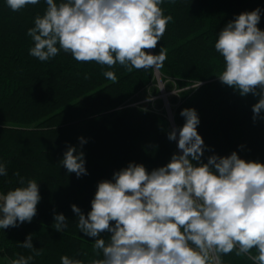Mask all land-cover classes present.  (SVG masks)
Returning a JSON list of instances; mask_svg holds the SVG:
<instances>
[{"label":"trees","instance_id":"trees-1","mask_svg":"<svg viewBox=\"0 0 264 264\" xmlns=\"http://www.w3.org/2000/svg\"><path fill=\"white\" fill-rule=\"evenodd\" d=\"M160 7L173 20L157 47L146 51L166 50L157 71L168 90L176 91L169 97L172 121L159 100L142 102L156 70L78 62L63 50L40 61L29 54L34 42L27 31L46 11L45 0L15 12L0 0V163L7 169L0 176V193L19 187L24 177L36 180L41 196L31 222L0 229V254L7 263L21 255L33 256L30 264H61L62 256L83 264L102 259V253L93 251L95 238L77 227L71 206L87 217L99 182L112 180L130 163L142 164L150 173L181 154L178 130L185 123L180 115L185 108H194L199 116L197 131L206 146L200 162L236 152L245 161L264 164V112L254 121L252 111L259 97L241 96L221 83L216 75L224 61L215 50L220 31L243 12L259 8L257 27L264 31V0H164ZM106 71H113L117 81L108 80ZM196 80L202 82L199 88L183 91ZM173 129L177 140L168 139ZM69 146L84 153L86 175L78 178L61 164ZM56 214L66 217L62 232L53 227ZM29 234L34 248L43 249L41 255L18 246ZM111 235L104 232L100 238L107 241ZM222 261L253 264L235 252Z\"/></svg>","mask_w":264,"mask_h":264},{"label":"clouds","instance_id":"clouds-1","mask_svg":"<svg viewBox=\"0 0 264 264\" xmlns=\"http://www.w3.org/2000/svg\"><path fill=\"white\" fill-rule=\"evenodd\" d=\"M39 2L6 0L14 12ZM45 2L46 11L27 31L34 42L29 54L40 61L63 50L78 62L94 61L108 68L117 63L128 71L163 67L165 48L155 55L146 50L157 47L173 20L160 7L164 0ZM259 22V8L243 12L227 23L215 42L224 61L223 71L216 75L221 83L241 96L259 97L252 106L254 121L264 112V31L257 27ZM103 74L117 81L113 71ZM201 83L196 80L183 91ZM180 115L185 119L178 130L181 154H173L165 166L150 173L144 165L130 163L112 180L99 182L87 217L71 206L78 215L77 227L95 238L93 251L103 255L91 264H223L222 256L232 252L264 264V164L245 161L236 152L200 162L206 146L197 131L199 116L194 108H185ZM168 139L177 140L176 129ZM80 142L86 141L80 138ZM61 164L78 178L87 174L84 153L74 146L68 147ZM6 175V166L0 163V176ZM18 183L19 187L0 193V229L31 222L37 214L38 183L24 177ZM54 221L56 231L67 227L63 214H56ZM104 232L112 234L107 241L100 238ZM18 246L36 256L43 252L34 248L31 234ZM32 260L33 256L21 255L11 264ZM61 264L83 261L62 256Z\"/></svg>","mask_w":264,"mask_h":264},{"label":"rangeland","instance_id":"rangeland-1","mask_svg":"<svg viewBox=\"0 0 264 264\" xmlns=\"http://www.w3.org/2000/svg\"><path fill=\"white\" fill-rule=\"evenodd\" d=\"M166 84H167L166 81H163L161 77H159V79L156 77L153 84L149 87L148 94L146 93V97L145 99H143L142 102L149 101L155 104V102L159 100L162 106L165 107L166 112H167V106H169L171 110V103L169 101V97L174 93H176V91L174 89L168 90ZM162 92H165L166 94L162 95ZM6 263H7V259L5 255L0 254V264H6Z\"/></svg>","mask_w":264,"mask_h":264},{"label":"water","instance_id":"water-1","mask_svg":"<svg viewBox=\"0 0 264 264\" xmlns=\"http://www.w3.org/2000/svg\"><path fill=\"white\" fill-rule=\"evenodd\" d=\"M156 77L159 79V72L156 70ZM166 93L165 92H162V95H165ZM167 114H168V116H169V118H170V120L172 121V118H173V116H172V112H171V110H170V108H169V106H167Z\"/></svg>","mask_w":264,"mask_h":264},{"label":"built area","instance_id":"built-area-1","mask_svg":"<svg viewBox=\"0 0 264 264\" xmlns=\"http://www.w3.org/2000/svg\"><path fill=\"white\" fill-rule=\"evenodd\" d=\"M6 264H11V262L9 261L8 263H6Z\"/></svg>","mask_w":264,"mask_h":264}]
</instances>
